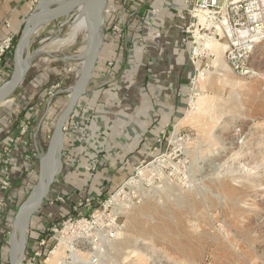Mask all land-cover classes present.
Returning a JSON list of instances; mask_svg holds the SVG:
<instances>
[{
    "label": "rangeland",
    "instance_id": "374dc122",
    "mask_svg": "<svg viewBox=\"0 0 264 264\" xmlns=\"http://www.w3.org/2000/svg\"><path fill=\"white\" fill-rule=\"evenodd\" d=\"M140 1L107 0L105 14L107 10L116 18L128 15ZM180 3L157 0V5L148 6L144 12V16L157 21L165 17L158 39L175 31L176 23L166 17L182 18L183 13H177ZM75 16L69 29L63 27L56 40L73 38ZM56 22L32 37L29 52L47 36L39 47L51 52L49 55L63 58L65 53L83 52L87 40L84 31H77L76 38L64 46L52 45L56 32L48 35V31L57 28ZM140 24H136V38L145 44ZM167 40H172L171 36ZM219 40L223 42L224 37ZM214 54L211 65L217 68L222 52ZM250 66L254 73L251 77H238L230 71L222 77L210 70L206 78L213 87L208 89L206 78L202 81L200 76L197 86L187 92L182 119L155 137V148L132 175L108 192L100 191L99 197L69 201L75 209L52 217L51 224L65 221L69 215L74 222H85L79 229L86 232L85 238L75 240L76 228L67 232L68 243H64L60 230L68 226L67 222L53 234L52 225L44 226L47 218H31L19 264H264V41L255 48ZM61 88L59 85L50 92L55 94ZM58 96L65 104L67 95ZM56 98L55 94L52 100ZM59 112L54 113L44 149ZM38 158L34 157V179L19 190L18 200L12 203L15 212L36 183ZM130 179L135 181L127 184ZM54 202L67 203L62 196H56ZM13 218L11 213L4 225V220L0 223V264H9ZM43 227L47 239L40 235ZM42 239L45 243L40 246ZM70 250L78 253V262L72 259ZM37 252L39 255H35Z\"/></svg>",
    "mask_w": 264,
    "mask_h": 264
},
{
    "label": "crops",
    "instance_id": "0c3cea01",
    "mask_svg": "<svg viewBox=\"0 0 264 264\" xmlns=\"http://www.w3.org/2000/svg\"><path fill=\"white\" fill-rule=\"evenodd\" d=\"M141 1L137 7H131L128 15L124 13L118 18L106 10L96 69L86 94L78 100L63 131L62 167L46 207L41 210L47 218L66 215L75 209L71 204L74 199L93 198L97 194L99 197L100 191L108 192L132 175L155 148V137L177 123L185 113L188 83L193 76L190 46L181 42L186 19L166 17L176 23L175 31L158 39V30L165 17L157 21V18L144 16L147 8L157 5V0ZM180 2L178 16L184 11V0ZM31 8L28 1L0 0V42L7 35L16 37L20 33ZM139 23L145 32V44L136 38V24ZM56 31L53 27L48 35ZM169 36L170 41L167 40ZM47 39L48 36L41 38L38 45ZM62 40L52 45L59 48L72 42L62 43ZM40 52L16 95L0 107V184L3 179L9 183L5 196L11 206L0 215L3 225L13 213L12 203L18 200L19 190L23 191L28 181L34 179V157L44 149L42 144L54 113L59 110L60 114L67 104L68 99L64 104L62 99L58 100V95L68 97L67 91L80 72L78 55L65 53L63 58H57L46 50ZM43 54L48 57H42ZM212 69L213 74L222 77L230 71L223 54L219 67ZM11 71H7L3 83ZM59 85L62 88L55 93L57 100H52L55 94L50 91ZM204 85L207 89L213 87L207 78ZM44 106L46 109L40 114ZM56 196H62L67 203L57 204L54 202Z\"/></svg>",
    "mask_w": 264,
    "mask_h": 264
},
{
    "label": "water",
    "instance_id": "95a60500",
    "mask_svg": "<svg viewBox=\"0 0 264 264\" xmlns=\"http://www.w3.org/2000/svg\"><path fill=\"white\" fill-rule=\"evenodd\" d=\"M107 0H38L27 16L18 38L13 47L12 71L9 78L0 85V107L9 103L16 95L19 87L27 78V73L33 60L40 55V47L29 52L30 38L41 28L57 21V31L51 42L61 34L63 27L69 28L70 19L80 7H86L92 12L94 27L87 50L78 55L81 61L80 72L70 88L68 101L57 117L49 137L45 151L39 154L38 175L36 184L39 188L37 198L28 206L15 212L9 235V264H19L24 252L25 243L19 254V227L24 222L29 226L31 218L35 216L45 204L62 167L63 131L68 119L73 113L78 100L86 94L91 76L97 63L99 51L103 42V26L105 20V6ZM46 182L41 183L43 175ZM26 227V229H27ZM26 235V234H25ZM26 239V236H25Z\"/></svg>",
    "mask_w": 264,
    "mask_h": 264
},
{
    "label": "built area",
    "instance_id": "2783aa9c",
    "mask_svg": "<svg viewBox=\"0 0 264 264\" xmlns=\"http://www.w3.org/2000/svg\"><path fill=\"white\" fill-rule=\"evenodd\" d=\"M24 1L30 2L32 8L38 2ZM184 8L182 18H186V24L181 42L190 46L189 61L193 67L188 90L192 91L197 86L200 76L203 81L211 73L210 70H213L211 58H214V53L209 50L207 43L219 41L220 37H224L223 58L230 71L238 77H251L254 74L250 59L255 48L264 41V0H184ZM4 25L9 26L7 22ZM13 47L14 37L11 35L5 36L0 42V85L6 79L7 71H11ZM9 186L6 179L1 181L0 215L8 210L9 199L5 192ZM72 216L65 217V221L60 219L58 224H52L54 228L51 233L55 234L57 227L60 228L67 222L65 225L68 226L64 228L66 230H60L64 243H68L67 232H73L76 228V241L86 236L85 231H79L86 225L85 222H74ZM44 243L45 240L42 239L38 244L42 246ZM35 255H39V252ZM93 261L96 262V259Z\"/></svg>",
    "mask_w": 264,
    "mask_h": 264
},
{
    "label": "bare ground",
    "instance_id": "6f19581e",
    "mask_svg": "<svg viewBox=\"0 0 264 264\" xmlns=\"http://www.w3.org/2000/svg\"><path fill=\"white\" fill-rule=\"evenodd\" d=\"M93 27H94V22H93L92 12L89 9H87L86 7H80L76 11V16H75V18L73 20V23L71 24V28L73 29V33L71 34L73 38H71V40H74L76 38L75 33L77 31H84V33H86V36H87V40H86L85 46H84V50L86 51L88 46H89L90 40H91L90 38H91L92 31H93ZM62 43H63V41H62ZM207 47L209 48V50L212 53H221L222 52V54H223L224 45H223V42L220 41V40L207 43ZM80 64H81V62H80ZM70 90L71 89L69 88V90L67 91L68 95L70 94ZM142 170L143 169L138 170V172L136 174V177H138L139 172L142 171ZM46 179H47L46 175L44 174L42 179H41L42 185L45 184ZM133 180L134 179H130L127 184L133 183V182H131ZM38 194H39V188H38L37 185H35L34 188L32 189V192L30 193L29 197L26 199V201L24 202L22 207H26L29 204H31L37 198ZM26 227H27V223L26 222L21 224V226L19 227V231H18V235H19V238H20L19 252H18L19 254H21L22 246L25 243ZM70 252H71L72 259L74 261L78 262L79 261L78 253H73L74 252L73 250H70ZM55 254H57V252Z\"/></svg>",
    "mask_w": 264,
    "mask_h": 264
},
{
    "label": "trees",
    "instance_id": "16d2710c",
    "mask_svg": "<svg viewBox=\"0 0 264 264\" xmlns=\"http://www.w3.org/2000/svg\"><path fill=\"white\" fill-rule=\"evenodd\" d=\"M19 35V34H18ZM18 35H16V37H14V45H15V42H16V40H17V38H18ZM12 55H13V50H12V54H11V61H12ZM11 69H12V67H11ZM95 69H96V67H95ZM32 181H28V184L29 183H31ZM27 187V186H26ZM48 199L49 198H47L46 199V201H45V204L48 202ZM45 204L40 208V210H39V212L35 215V216H33V218H35L36 216H40L42 219H45V218H47V216H45L44 214H42V212H41V210L44 208V206H45ZM13 216H14V214H15V208H14V210H13ZM42 215V216H41ZM44 217V218H43ZM55 221H57V220H55ZM43 222L45 223V225L44 226H51L52 224H51V219L50 218H47V220L45 221V220H43ZM45 229L46 228H44L43 227V229L40 231V235H44L45 234ZM42 238H48L46 235H44V236H41ZM49 240V239H48Z\"/></svg>",
    "mask_w": 264,
    "mask_h": 264
}]
</instances>
